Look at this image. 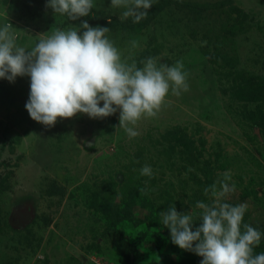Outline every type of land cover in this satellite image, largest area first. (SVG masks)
I'll return each mask as SVG.
<instances>
[{
  "label": "rangeland",
  "instance_id": "1",
  "mask_svg": "<svg viewBox=\"0 0 264 264\" xmlns=\"http://www.w3.org/2000/svg\"><path fill=\"white\" fill-rule=\"evenodd\" d=\"M47 3L0 0V24L26 48L83 21L108 27L128 63L182 60L189 88L170 90L129 138L119 111L45 126L25 108L30 77L0 78V264H200L159 212L174 205L198 226L196 203L211 202L204 189L226 171L236 188L225 202L247 204L242 224L261 232L254 253L264 252V0H154L138 23L111 0L76 21Z\"/></svg>",
  "mask_w": 264,
  "mask_h": 264
},
{
  "label": "clouds",
  "instance_id": "2",
  "mask_svg": "<svg viewBox=\"0 0 264 264\" xmlns=\"http://www.w3.org/2000/svg\"><path fill=\"white\" fill-rule=\"evenodd\" d=\"M153 3L154 0H111L112 7L125 9L123 18L132 17L135 23L146 18ZM46 6L76 21L88 16L94 3L48 0ZM81 25L82 31L57 29L26 48L17 44L10 22L0 24V78L14 82L17 76L30 77L25 108L33 120L51 127L58 118H72L78 113L96 119L119 111L116 130L123 128L129 138H135L140 135L135 127L138 121L155 117L170 90L177 96L188 91L189 74L182 60L168 65L158 64L156 57H147L143 67H138L135 61L122 59L106 35L108 27H92L87 21ZM140 175L152 177L151 166L145 164ZM222 175L219 187L213 183L204 189L205 195H211V202L196 203L201 210L198 226L194 213L179 212L174 205L159 212L161 222L170 230L171 242L202 257L200 264H264V252L254 253L262 234L242 224L246 203L225 202L236 185L230 183V171Z\"/></svg>",
  "mask_w": 264,
  "mask_h": 264
}]
</instances>
